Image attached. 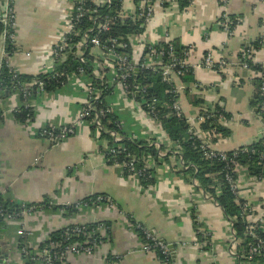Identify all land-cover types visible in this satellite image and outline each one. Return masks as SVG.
Instances as JSON below:
<instances>
[{"label":"crops","instance_id":"crops-1","mask_svg":"<svg viewBox=\"0 0 264 264\" xmlns=\"http://www.w3.org/2000/svg\"><path fill=\"white\" fill-rule=\"evenodd\" d=\"M6 1L0 0V20ZM134 5V0H128L126 8ZM153 11V19L142 33L146 43L176 41L193 49L189 60L193 81L180 85L184 116L195 119L199 111L204 114L219 109L229 118L220 125L230 136L218 137L209 147L231 152L261 139L264 119L252 105V72L243 74L239 55L260 43L253 61L264 65V0H192L183 9L177 3H167L164 7L155 4ZM69 13L64 0H16L15 42L9 58L18 76L33 79L49 72L48 51ZM223 15L234 18L230 35L221 27ZM3 41L1 37L0 63ZM209 51L216 59H224L228 67L221 72L202 68L200 63ZM80 82L32 98L33 118L28 127L14 118V111L23 104L20 97L13 93L0 99V200L13 207L40 208L0 227L10 264H21L17 234L21 228L30 233L28 242L37 250L51 234L67 226L98 223L108 225V241L91 256H67L64 264H235L228 253L232 229L228 219L217 204L205 199L206 192L195 179L183 173L187 168H181V157L175 154L168 136L162 130L153 136L151 126L142 128V115H134L129 101L114 96L109 99L124 138L148 147L158 144L159 149L153 147L157 155L170 154L167 161L159 162L151 153L143 157L150 180L126 175L123 163L108 156V140L86 125L59 144L32 136L48 125L60 127L76 121L84 101L83 79ZM237 180L240 199L254 205L263 201L264 181L254 184L243 172ZM96 196L109 198L114 208L102 203L72 213L65 209ZM128 219L173 247L169 263L141 251L142 242L129 229Z\"/></svg>","mask_w":264,"mask_h":264},{"label":"built area","instance_id":"built-area-1","mask_svg":"<svg viewBox=\"0 0 264 264\" xmlns=\"http://www.w3.org/2000/svg\"><path fill=\"white\" fill-rule=\"evenodd\" d=\"M64 1L69 5L70 13L64 18L63 30L48 51L51 67L44 76L47 81H53L61 88L66 85L80 84V80L83 79L84 101L73 124L60 127L48 125L37 132H33L32 136L53 144H59L74 136L81 126L86 125L97 134L106 133L117 146L116 149L109 148L108 156L110 158L125 154L126 150L120 146L125 139L122 135L121 123L116 120L114 123L115 130L111 131H107L103 127L105 119L114 113L109 99L114 96L129 101L132 104L134 115H142V128L151 126L153 136H155V132L161 130L157 102L154 99L150 100L149 86L137 84L135 77L144 72L159 76L161 83L169 86L168 93L171 99L169 103L163 106L169 109V117L177 120L184 119L192 128L191 131H188L189 135L200 139L199 150L205 160L219 159L220 162L225 164L221 173L234 195L240 211L239 216L232 219L227 218L232 228L229 255L235 260V264H251L254 258L264 259V240L257 235V231L264 232V199L257 205L240 199L237 177L241 172L246 173L249 180L254 184L264 181V178L250 175L248 165H240L236 161V154L240 148L234 151L233 157L228 158L226 152L215 151L207 146L209 140L218 138L219 135L214 129L201 134L200 125L208 121L214 114L217 115L219 124L226 123L229 118L223 110L213 109L204 114L199 111L195 119L187 118L183 114L179 99L181 87L178 81L184 74L193 71V65L189 63L193 52L192 47H183V49L178 50L171 41L163 44L146 43L142 34H131L127 37L111 35L112 27L117 21L124 22L128 19L140 22V27L145 30V27L153 19L155 4L164 7L167 3L176 4V0H139L133 8L131 6L128 9L126 8L128 0H119L118 6H113L112 0ZM189 1L192 2V0ZM15 2L16 0L6 1L5 13L1 18L4 27L2 35L4 37V47L0 68L5 66L9 70L12 81H16L18 78L9 58L13 53L15 42ZM102 9H106L104 14L99 13V10ZM220 24L224 31L230 35L233 26H231L232 24L225 15L222 16ZM7 44L11 46V52L6 51ZM255 52L256 50L252 47L242 50L239 55L242 71H249L248 63L260 64L253 61ZM70 62L78 65L74 72H69ZM200 66L206 70L221 72L228 67V63L224 59H216L213 52L209 51L203 57ZM258 77L262 81L259 86L262 98L260 110L264 112V74L260 72ZM45 87L46 82L40 77H35L27 83L18 81L14 86V89L21 93L22 107L28 111L22 122L24 126L28 127L33 118L31 103H29L30 99L46 93ZM15 94L18 95L17 92ZM95 105L99 109L96 110ZM170 144L174 148L175 154L179 156L178 143L171 142ZM261 145L262 151L259 153L258 166L264 161V139ZM150 146L159 149L158 144ZM251 154H255V152L252 151ZM163 155L158 153L160 157ZM35 161H38V159ZM122 163L126 175L138 178L146 176L148 169L146 164L142 168H137L133 160ZM181 168H187L182 160ZM147 178L150 179L151 176L148 174ZM210 178L212 180L210 189L214 191L216 197L220 195V183L215 175H210ZM194 182L196 183L195 180ZM204 197L217 204L213 195L204 193ZM102 203L110 208L115 206L109 198L96 196L88 201L66 205L65 208H72L77 211L89 206L95 207ZM39 209V207L33 205H20L17 211L8 213L0 207V216L3 223L13 222L21 220ZM237 220L245 224L246 235L252 240L248 243L246 249H239L240 243L235 237L233 223ZM126 221L129 229L135 233L139 232L146 241L141 246L143 253L155 257L159 253L165 261H168L172 254L167 244L160 241L154 232L141 224H131L130 219ZM17 234L20 239L21 264H64L67 256L70 255H93L99 247L108 241L109 227L105 223H98L94 226L85 224L67 226L62 229L60 239L51 240L47 238L46 245L37 250L31 249L28 242L31 235L25 228H21ZM30 252H32L31 256L28 255ZM10 261L8 255L5 264H10Z\"/></svg>","mask_w":264,"mask_h":264},{"label":"trees","instance_id":"trees-1","mask_svg":"<svg viewBox=\"0 0 264 264\" xmlns=\"http://www.w3.org/2000/svg\"><path fill=\"white\" fill-rule=\"evenodd\" d=\"M112 1H113L112 3L113 6L119 5V0H112ZM138 1L139 0H134L135 4H137ZM176 3L180 8L183 9L189 6L191 2L189 0H176ZM166 5L167 4H165V6ZM105 12L106 9L99 10L100 14H104ZM228 21H230V23L232 24L231 26L234 27L235 25L234 18L228 17ZM140 26H141L140 22L132 21L129 19L124 22L117 21L115 25L112 27L111 35L127 37V35L129 36L131 34H142L144 30ZM3 30L4 27L0 20V39L3 35ZM173 44L178 50L183 49V47L179 46L176 41H174ZM260 45H261L260 43H256L253 46V48L257 50L260 48ZM6 51L11 52V46H9L8 44L6 45ZM69 67H70L69 72H74L78 67V65L74 62H70ZM248 67H249V71L247 74H249V72H252V79L250 80L253 81L254 90L256 94L255 100L253 101L252 105L258 109L259 113L261 114V117L264 119V112L260 110L262 98L259 92V86L261 85L262 81L258 77V73L261 72L262 74H264V65L248 63ZM38 77H40L42 80L46 82L45 91L47 93L53 92L61 88L55 82L47 81L44 75H39ZM245 78L248 79L247 76ZM245 78L244 77L241 78L240 81L242 82ZM31 80L32 79H26L24 77L18 76L16 81H12L11 75L9 74V70L5 66H1L0 99L17 92L18 96L22 100L21 93L17 89H14V86L18 81L21 83H27ZM192 81H193V73L189 72L184 74V76L179 79L178 84L179 85L187 84V83H191ZM135 82L137 84L149 86L148 92H149L150 100L154 99L157 102V109L159 111V121L161 125V130L168 136L171 142L178 143L179 155L181 157L183 164L187 167L186 170H183V173L192 176L195 179V181L198 183L199 188H201L206 193L213 195L214 197H215L214 191L210 189L212 183L210 175H215V177L218 179L220 183V195L215 197V201L217 205L222 210L226 218L232 219L234 217L239 216L240 211L235 202L234 195L231 193L221 173L225 164L223 162H220L219 159L205 160L203 154L199 150L201 141L200 139H198V137H191L189 135L188 131L190 130V127L186 123V121L184 119L177 120L175 118H170L168 114L169 109L163 107L167 103H169L171 99L168 93L169 86L164 83H161L159 76L153 75L152 73H148V72L138 74L135 77ZM193 104H197V102L193 101ZM95 107L96 110L99 109L98 106L95 105ZM27 113L28 111H26L21 106L14 112V118L16 121L22 123ZM115 121H116V117L114 115H109L103 122L104 125L103 127L105 128V130L107 131L115 130V126H114ZM211 129H214L215 132L221 138H228L230 136V131L227 128L222 127L218 123L216 114H214L211 118H209L208 121L200 125L201 134L206 133ZM101 137L103 139L108 140L109 148L116 149L117 146L111 141V139L108 137L106 133L101 134ZM217 139L218 138L211 139L207 146L215 144ZM262 140L263 139H259L251 145L240 148L238 153L236 154V161L240 165L245 166L247 164L248 172L250 175L261 176L264 178V161L262 162L261 165L258 166L259 153L262 151V145H261ZM120 146L126 150V153L117 155L115 158H112V160L118 161L119 163L133 160L137 168H142L144 166L143 157L147 153H151V155L154 156L157 162H159V159L160 161H167L170 155L169 153H166L164 151L165 149L163 147H160V150L165 152V155L159 158L157 155V150H155L153 147H148L147 145H144L143 142H135L131 140L129 141L127 139H124L121 142ZM252 151L255 152V154H251ZM226 153H227V157L231 158L233 157V153L235 152L231 151ZM148 174L149 171H146V176L142 177V179L144 180L147 179ZM150 179L148 178V180ZM91 198H87L84 201H88ZM0 207L8 213H13L17 211L19 208V206L13 207L6 203H3L1 200H0ZM65 209L71 213L73 211H76L73 210L72 208H65ZM194 226L196 228V223L194 224ZM233 230L235 233V237L237 238V240L241 242L239 249H246L248 243L252 242V240L246 235L245 224L242 223L240 220H237L236 222L233 223ZM61 235H62V230L57 233L51 234L49 238L51 240H58L60 239ZM137 235L142 243L146 242L142 238L139 232H137ZM257 235L264 240V232L257 231ZM45 245L46 242L43 245H41L40 249H42ZM28 255L31 256L32 252H30ZM156 258L163 263L165 262L169 263V261H171V257L168 259V261H165L163 256H161L159 253L156 255ZM251 264H264V259L254 258Z\"/></svg>","mask_w":264,"mask_h":264},{"label":"water","instance_id":"water-1","mask_svg":"<svg viewBox=\"0 0 264 264\" xmlns=\"http://www.w3.org/2000/svg\"><path fill=\"white\" fill-rule=\"evenodd\" d=\"M243 74L245 75L246 71H243ZM255 97H256V94L253 95V99ZM262 123L264 124V121H262ZM261 139H264V133L262 134ZM3 224L4 223H3L2 218L0 216V227L3 226ZM3 248H4V243L0 239V264H5L6 260L8 259V253H6ZM169 249H170L171 254L173 256V254H174L173 247L169 246Z\"/></svg>","mask_w":264,"mask_h":264},{"label":"rangeland","instance_id":"rangeland-1","mask_svg":"<svg viewBox=\"0 0 264 264\" xmlns=\"http://www.w3.org/2000/svg\"><path fill=\"white\" fill-rule=\"evenodd\" d=\"M1 238V237H0Z\"/></svg>","mask_w":264,"mask_h":264}]
</instances>
